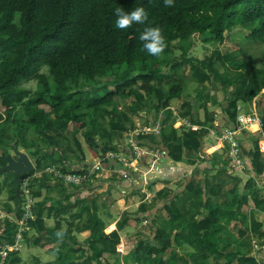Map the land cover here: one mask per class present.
<instances>
[{"label": "trees", "instance_id": "1", "mask_svg": "<svg viewBox=\"0 0 264 264\" xmlns=\"http://www.w3.org/2000/svg\"><path fill=\"white\" fill-rule=\"evenodd\" d=\"M137 6L148 12L146 24L162 29L166 47L159 55L142 48L138 37L144 25L134 23L127 29L114 26L116 7L130 11ZM235 29L248 32L249 44L262 46L261 64L243 46L231 45L228 51L223 50L231 42L227 33ZM199 42L213 48L204 59L191 56ZM234 54L247 58L236 64ZM185 65H189V75ZM43 68L48 73H42ZM32 80H38V90L21 87ZM190 82L197 84L195 105L182 116L193 126L179 130L173 120L168 126H160L159 133L139 132L135 143L149 150L163 145L167 159L174 163L204 153L217 145L211 130L218 132L220 126L215 112H208L204 122L197 119L200 110L210 107L217 83L225 89L234 85L223 109L226 126L238 129L239 103L256 99L257 109L263 114L262 130L251 135L250 149L240 143L257 175L263 173L259 142L264 139V0H174L171 6L165 5L164 0H0V168L14 144L27 147L24 137L30 135L37 137L36 144L28 146L35 171L22 175L20 183L42 172V177L30 180L32 198L42 196L50 167L65 174H87L90 181L95 173L90 174L87 167L71 170L69 164L70 153L73 158H85L79 133H83L90 152L102 159L103 165L112 160L110 155L123 165L118 159L119 151L122 149L129 156L135 151L117 139L121 132L136 129L131 115L142 117L141 113L147 111L145 125L155 128L161 112L170 107V100L181 99ZM152 116L156 120L151 121ZM97 136L100 142L95 140ZM140 155L146 164L151 153ZM2 175L6 176L0 181V197L6 191L16 205L14 208L6 204V212L21 219L24 210H20L15 195L14 175ZM195 180L186 185H167L150 203L139 207L144 216L158 207L161 214L155 219L154 236H139L135 248L123 256V262L118 259L123 244L121 234L107 229L95 199H87L83 210L70 215L73 221L78 220V228L91 232L87 239L79 241L72 235L73 221L67 229L62 228L63 221L59 219L80 202V193L89 181L70 184L74 203L69 201V195L50 210L46 208L48 197L35 202L36 218L28 224L40 236L48 233L45 244H53L52 251L57 254L56 260L48 264H216L215 257L217 264H257V258L248 253H226L227 240L223 237L233 222L236 227L245 228L239 238L251 232L250 201L260 198L254 190L255 178L248 181L247 188L252 192L246 194L235 188L221 194L216 186H205L203 179ZM224 198L226 201L221 203ZM259 205L264 208V200ZM52 211L57 217L49 229L45 219L52 217ZM127 220L120 224L125 225ZM57 230H63V236L58 237ZM252 231L256 241L264 238L260 223ZM17 233L11 219H0V249L6 243L15 244ZM27 235L28 232L23 234L24 240ZM35 245L44 244L39 239ZM186 246L194 249L195 258L188 256L181 263L178 249ZM79 253L82 259L78 258ZM7 262L20 264L17 258Z\"/></svg>", "mask_w": 264, "mask_h": 264}, {"label": "crops", "instance_id": "2", "mask_svg": "<svg viewBox=\"0 0 264 264\" xmlns=\"http://www.w3.org/2000/svg\"><path fill=\"white\" fill-rule=\"evenodd\" d=\"M244 60H241L239 62H243ZM233 69V68H230ZM230 83L229 81H227ZM190 85H194L192 91L190 94H187L184 98V94L182 96V103L180 104V109L177 110V114L173 115V113L176 111L174 107H172L173 101L175 100H181V99H171L170 100V109L169 111L164 112L160 116V120H157V126H168L171 122H173L172 118L175 120V127L179 130H182V128H187L192 124V122L186 118L183 117L182 114L188 113L193 109V106L195 105V102L193 100V94L195 96V90L197 88V84L190 82ZM234 85L229 86L225 89V86L222 83H217V91L216 94L212 97V101L210 104V107L206 109L200 110L199 118L200 121H205L207 113L208 112H215L216 113V123L220 126V130L217 132L216 130H211L214 137L219 138L220 132L228 128L226 126V118L223 113L224 106L227 105V99L229 98V94L231 91H234ZM227 92V96H226ZM264 92V90H263ZM229 93V94H228ZM184 99V100H183ZM256 99L250 102L242 101L239 103V115H251L257 117L259 121L246 124L243 126V131L239 132L237 134V137L239 141H241L244 149H250L253 146V141L251 138V135L254 134L257 131L262 130V116L263 114L260 113L257 109ZM174 108V110H173ZM124 110L130 112L129 108L124 107ZM176 113V112H175ZM147 111L146 113L142 112L140 117L139 115H131L133 116V121L136 124L135 121L136 118H138L141 121H147ZM150 119V118H149ZM151 121L156 120L154 116H152ZM166 120V121H164ZM179 120V126L177 125V121ZM164 121V122H163ZM180 122H183L180 124ZM145 125V124H144ZM186 126V127H184ZM128 131H125L124 135H119L117 142H121L122 145L125 147H130L133 151H135L134 155H130L131 158H134L136 160L137 164H135L134 167H137L135 170L132 168H127L125 165L123 166L121 163L112 162L108 165L102 164L101 159L94 157L91 152H88L84 150V147L82 146V149L85 154V158H73V154H69L71 157L70 161V168L71 170H82L86 167L92 172L95 173V178L92 180H88L87 185L88 187L83 189V191L80 193V202L75 203L74 208H72V211L68 215H62L59 220L63 221V230L67 229L70 225V221H73L70 215L73 213H78L77 211L83 210V208L86 207V200L89 199L90 201H93V199L96 200V208L98 209L99 215L103 218V220L107 224V229H115L118 230L121 234L123 244H127L129 246V250L122 254V256H125L129 254L136 246L137 240L139 236L145 237L147 239H151L154 236L155 233V226L157 223L155 222V219L158 217L155 215V219H153V216L155 212L158 211V208L155 209V211H151L146 214V216L142 215V213L139 211V207L142 204L150 203V201L153 199L155 194L164 189L167 185H186L191 180L196 181L195 179H203V183L205 186H216L219 193L223 194L224 190L227 189H238L240 194H246L247 192H252L251 189L247 188V183L251 178H255L256 185L254 187V190L260 198H255L257 200L252 199L250 201L251 209L249 212V219H248V228L251 231L249 234L240 237L239 234L242 230L245 228L242 227H236V222H233L231 226L227 227V230L224 232L223 237L227 240V251L226 253H231L234 251H241L248 253L250 256H254L257 258V264H264V238L258 242L254 238V232L252 231L253 228L257 223H260L262 225V230L264 232V208L259 205L262 200H264V172L260 175H257L256 171L253 168L252 162L250 157L245 155V162H246V169L243 172H237L233 171L229 166V161L226 159V150L220 141H217V145L214 147L206 150L204 153L200 152L195 157L187 158L185 157L182 162L180 163H174L167 159L166 148H164L163 145H160V149L155 146L153 152L152 150V157L151 161L147 164L141 163L139 160L141 159L140 152L148 153L146 150L149 148L145 145H139L135 143V146L132 142H129L126 138V135ZM246 132V133H245ZM25 137H29L28 140H24L27 147L33 146L36 144L37 137H33L30 135H27ZM24 137V139H25ZM96 141H99L100 137H95ZM129 140L133 139L128 138ZM79 141H82L79 138ZM133 141V140H132ZM116 142V143H117ZM260 150L262 153L261 161L264 163V139H262L259 142ZM22 148V147H20ZM21 151H25L22 149H19ZM25 153L28 154V151H25ZM136 153L139 155L136 157ZM156 153V154H155ZM136 157V158H135ZM31 159V158H30ZM34 163L33 159H31ZM53 160H58V158H54ZM133 161V160H132ZM199 165V167H198ZM153 168L154 173L156 177H152L147 180H144V182H141L142 174L144 175L146 170H149L150 168ZM54 168V167H50ZM56 167L54 168V170ZM49 179L44 183V186L42 188V196L40 198L36 199V202L43 200L44 198L48 197L49 201L47 202V209L50 210L57 202L59 201H65V196L69 195L70 199L69 201L74 203L75 202V195L73 193V187L71 185L66 184L65 182H61L60 179H57L54 176V173H49ZM149 179V181H148ZM1 180V179H0ZM148 181V182H147ZM4 194V193H3ZM213 199V198H212ZM226 199H222L221 203H224ZM125 207L128 206L127 209L133 208L134 210H126L125 212L121 213V219L118 220L115 216H113L114 209L116 204L121 207V204ZM164 204L162 202L161 206ZM6 206V205H5ZM4 208V212L0 210V219L5 220L6 218H9L12 220L13 216L10 214H7L6 207ZM66 206V203H65ZM264 206V205H263ZM53 210V209H52ZM58 210V209H57ZM137 210V211H136ZM136 211V212H135ZM53 212V211H52ZM134 212V213H130ZM141 216V217H140ZM57 214L55 212L52 213L51 218L45 219V226L49 229L53 228L56 222ZM128 219L125 225H121V221L123 219ZM69 221V222H68ZM75 222L73 229L76 227L78 228L79 222L78 220L73 221ZM65 224L68 225L65 229ZM112 224H114L112 226ZM137 227L140 230H146L148 234H141L140 230L139 232L135 234H128L129 228H135ZM79 232H74L72 235L76 236L77 239H87L91 232L88 229L85 228H78ZM76 233H79L76 234ZM81 235V236H80ZM48 238V233H43L42 236L37 233L36 228H33L31 232L28 233L27 237L24 241V246H26L27 250L30 251V249H40L44 250L45 252L49 254L56 255L52 251L53 244L46 243ZM41 239V243L44 245L36 246L35 243H37ZM134 243V244H133ZM132 244V245H131ZM189 248V249H187ZM187 252V253H185ZM21 253V252H20ZM19 253V254H20ZM178 253L181 255V263H183L188 256H194L195 251L194 249L186 246L178 249ZM22 254V253H21ZM183 256V257H182ZM17 259L20 260V264H26L23 263V256L18 257ZM44 260V259H43ZM43 260L41 258H35V264H43ZM55 260V259H54ZM53 260V261H54ZM49 261L47 262H53ZM216 264L218 263V259L215 257ZM134 263V262H133ZM32 264V261L31 263ZM135 264V263H134Z\"/></svg>", "mask_w": 264, "mask_h": 264}, {"label": "rangeland", "instance_id": "3", "mask_svg": "<svg viewBox=\"0 0 264 264\" xmlns=\"http://www.w3.org/2000/svg\"><path fill=\"white\" fill-rule=\"evenodd\" d=\"M227 35L229 36V38H230V45L227 47V46H225V47H223V50L224 51H228L229 49H230V46L231 45H239V46H243L244 48H246L247 49V52L248 53H251L252 55H254L257 59H258V63L259 64H261V62H260V60H259V54H260V49L262 48V46H260V45H255V44H249V41H248V39H247V36H248V32L247 31H245L244 29H235L234 31H232V32H230V33H227ZM250 46H252V49H250V50H248L249 49V47ZM212 47L210 46V45H208V47L206 48V47H204L203 46V44L201 43V42H199L198 44H197V46L196 47H194L192 50H191V56H193V57H197V58H199V59H204L205 57H207V56H209L210 54H211V52H212ZM180 53H177V55H179ZM234 56H235V62H236V64L237 63H239V61H241V60H246V56H244V55H236V54H234ZM184 68H185V70L187 71L186 73L188 74V72H189V65H185L184 66ZM42 73H48V70L46 69V68H43L42 69ZM189 75V74H188ZM191 83H189V86H188V88L186 89V92L184 93V98H185V96H187V94H190L191 93V91H192V89H193V87H194V85H190ZM38 86H39V84H38V80H32V81H29V82H25V83H22V85H21V87H24V88H27V89H31V90H33V91H36V90H38ZM193 98H194V94H193ZM184 100V99H183ZM194 100V99H193ZM182 103V99L181 100H175V101H173V104H172V107H174L175 108V110L176 109H180V104ZM180 106V107H179ZM171 107V106H170ZM170 107L169 108H167V109H164L162 112H161V114L159 115V118H160V116L164 113V112H166V111H169V109H170ZM174 108H173V110H174ZM144 113H146V111H143ZM176 112V113H175ZM174 113H173V115L175 114H177L178 112H177V110L175 111ZM138 113V112H137ZM140 113V112H139ZM150 119H152V117L150 118ZM175 119V118H174ZM173 118H172V120H174ZM160 120V119H159ZM135 121L137 122L136 123V129L135 130H130V131H128V132H126L127 133V135H126V138H127V140L129 141V142H132L133 144H134V146H135V140H134V137L139 133V132H141V131H144L145 133H150V132H152V131H154V130H156V132H159V126H157L155 129L154 128H151L149 125H144V124H147L146 123V121H141V120H139L138 118H136L135 119ZM175 121V120H174ZM179 120L177 121V125L179 126ZM181 123H183V122H180V124ZM124 133L125 132H121L120 133V135H124ZM26 134V133H25ZM24 134V135H25ZM27 136V135H26ZM125 136V135H124ZM131 136H132V138L133 139H131V140H129L128 138H131ZM79 138H80V140L82 141V146L84 147V150H86V151H88V152H90V149L88 148V144H87V141H86V139H85V137L83 136V133H79ZM29 139V137H25V139L24 140H28ZM133 140V141H132ZM99 142H100V139H99ZM15 145V144H14ZM13 145V146H14ZM20 147H22V148H20ZM31 147V146H30ZM19 149H22V150H25V151H28V147H23V146H19L18 147ZM153 150V152H155V150L154 149H152ZM152 150H146L147 152H149V153H152ZM25 151H22V152H25ZM10 153H13L14 152V150H10L9 151ZM156 154V153H155ZM136 155V157L139 155L138 153H136L135 154ZM113 156H115V155H110L109 157H112V160L109 162V163H112V162H116L115 161V158H113ZM153 155L151 154V156L149 157V159H148V161H147V163L148 162H150L151 161V157H152ZM118 157H119V160H120V162H122L123 163V165H126L129 169L130 168H134L135 170L137 169V167H134L135 166V164H137V162H136V160H134V158H131L129 155H127L126 153H125V151L124 150H120L119 151V154H118ZM135 157V158H136ZM98 158V157H97ZM100 159V158H99ZM133 160V161H132ZM101 161H102V159H101ZM140 162L142 161V160H139ZM142 163V162H141ZM146 163V164H147ZM119 164V163H118ZM35 165V164H34ZM106 165H108V164H106ZM145 165V164H144ZM47 171V173H54V176L57 178V179H60L61 181H63V182H65L61 177H60V171L59 170H54V168H50V169H47L46 170ZM146 173L143 175L142 174V179H141V182H144V180H147V178H151V176H152V174L154 173V171H153V168L151 167L149 170H146L145 171ZM4 173H6V172H4ZM11 173V172H10ZM3 174V173H2ZM2 174H0V176L2 175ZM5 176L6 175H2L1 177H0V181L1 182H3L4 181V178H5ZM40 177H42V172H36L34 175H31V176H28V179L27 180H25L24 181V184L22 185L23 186V189L21 190V194H23L22 196L24 197V190L25 189H28L29 191H30V189L27 187L28 185H29V183H30V180L31 179H33V178H40ZM152 177H156V175L154 174ZM26 179V178H25ZM149 179H148V181H149ZM147 181V182H148ZM4 194L0 197V210L1 211H3L4 212V206L6 205V204H10L11 206H13L14 208H15V202L14 201H12V200H10L9 198H8V194H7V192L5 191V192H3ZM30 198L32 199V197H31V193H30ZM34 200V202H36V198H34L33 199ZM19 202H20V205H21V207H20V210H26L27 211V208L25 207V203H24V201H23V199H22V197L20 196V194H19ZM128 208V206L127 207H125L124 205H123V203L121 204V207L120 206H118L117 204H116V206H115V209H114V213H113V216H115L118 220H120L121 219V213H123V212H125L126 210H134L133 208H130V209H127ZM137 211V210H136ZM135 211V212H136ZM130 213H134V212H130ZM160 214L161 213H159V210L157 211V212H155V214H154V216H153V219H155L156 217H155V215H157L158 217L160 216ZM13 216V218H12V221L14 222V224H15V226H16V228H17V230H19L20 231V229H21V221L20 220H18V219H16V217L14 216V215H12ZM141 217V216H140ZM157 217V218H158ZM157 223V222H156ZM114 224H112V226H113ZM68 225H66L65 224V227H64V229L67 227ZM62 227H63V224H62ZM243 228H244V226H242ZM28 229H29V232H31L32 231V229L33 228H31L30 226H28ZM26 230H27V228H26ZM74 231H73V233L74 232H79V229L78 228H74L73 229ZM109 231H111V230H113V229H108ZM139 230L140 229H138L137 227H135V228H129L128 229V234H135V233H137V232H139ZM19 233H21V235H22V237L19 239V237H20V235L17 233V235H16V238H17V240H16V243H17V245H18V249H16L17 247H14V249H12V250H10L8 253H7V256L6 257H2L1 258V263L0 264H3V261H4V259H5V262L6 261H8V259L9 258H18V257H21V256H23V258H24V260H23V263H26V264H30L31 263V261H32V264H35V258L37 257V258H41L42 260H43V264H47V262H49V261H53L54 259L56 260V258H57V256L56 255H53V254H49V253H47V252H45L44 250H40V249H38V248H36V249H30V251L29 250H27L26 248V246H24V238H23V231H21V232H19ZM72 233V234H73ZM140 233L141 234H148V232L146 231V230H140ZM75 234V233H74ZM76 234H78L79 235V233H76ZM81 236V235H80ZM79 241H83V239H78ZM57 244V243H56ZM134 244V243H133ZM132 245V244H131ZM187 249H189V248H187ZM127 250H129V246L127 245V244H122L120 247H119V252L121 253L119 256H118V259L121 261V262H123V256H122V254L124 255V253L125 252H127ZM14 252H16V253H20V254H18V255H15V254H13ZM12 253V254H11ZM185 253H187V252H185ZM178 255L179 256H181L179 253H178ZM183 257V256H182ZM78 258L79 259H82L83 258V256H82V254H78ZM181 258V257H180ZM54 260V261H55ZM181 260V259H180ZM112 261H115V258L113 257L112 258ZM130 264H134L133 263V261H130Z\"/></svg>", "mask_w": 264, "mask_h": 264}, {"label": "clouds", "instance_id": "4", "mask_svg": "<svg viewBox=\"0 0 264 264\" xmlns=\"http://www.w3.org/2000/svg\"><path fill=\"white\" fill-rule=\"evenodd\" d=\"M174 3V0H164V4L167 5V6H171L173 5ZM113 13L115 15V21H114V26L117 28V29H127L128 27H130L131 25H133L134 23H137V24H142L144 25V29L143 31H141L139 33V37L138 39L142 42V48L144 50H146L149 54L151 55H159L163 52L164 48L166 47V38L165 36L163 35V32H162V29L161 27L159 26H153V25H150V24H146L145 22L148 21L149 19V16H148V12L146 11V9L143 7V6H137V7H134L132 8L130 11L129 10H125L124 8L122 7H116L114 10H113ZM241 116V115H239ZM238 116V117H239ZM239 122V121H238ZM193 125L190 124L189 127H192ZM156 128V127H155ZM154 128V129H155ZM239 132H242L244 133V129H243V126L241 125V123L239 122V127L238 129H234V130H239ZM226 129H229V128H226ZM157 130V129H156ZM156 130L152 131V132H156ZM224 131V130H223ZM222 131V132H223ZM150 132V133H152ZM221 132V133H222ZM238 132V133H239ZM159 133V132H157ZM156 133V134H157ZM220 133V135H221ZM237 133V134H238ZM220 137V136H219ZM238 138V137H237ZM217 141L219 140V138H216ZM239 140V139H238ZM240 142V141H239ZM241 144V143H240ZM225 148H227L225 145H223ZM242 147V146H241ZM19 149V148H18ZM13 150V149H12ZM243 150V149H242ZM21 151V150H20ZM244 153V151H243ZM10 154V153H9ZM226 155H227V150H226ZM29 156V154H28ZM30 157V156H29ZM31 158V157H30ZM244 158H245V153H244ZM226 159L228 160L227 156H226ZM32 161V160H31ZM229 161V160H228ZM246 163V162H245ZM6 164V163H5ZM34 164V163H33ZM35 166V165H34ZM126 166V165H125ZM127 167V166H126ZM128 168V167H127ZM35 171V170H34ZM33 171V172H34ZM32 173V172H31ZM61 174H65L64 172H61ZM90 174H92V172L90 171L89 172ZM29 174V173H28ZM66 174H71V173H66ZM72 174H77V173H72ZM81 174V173H79ZM24 175V174H23ZM22 176V175H21ZM20 176V177H21ZM28 177L25 180H27ZM89 180V179H88ZM87 180V181H88ZM24 181L22 183V185L24 184ZM86 181V182H87ZM66 183V182H65ZM85 183V182H83ZM82 183V184H83ZM67 184V183H66ZM81 184V185H82ZM21 185V189H20V196L22 197L23 201H24V197L22 196L23 194H21V190L23 189V186ZM70 185V184H68ZM29 189V185L27 186ZM31 191V189H30ZM31 193V192H30ZM32 196V195H31ZM34 199V198H33ZM18 200V199H17ZM19 202V200H18ZM35 204V202H34ZM21 206V205H19ZM34 207V205H33ZM33 211V218H31L30 220H35L36 216H35V213H34V210L32 209ZM25 213V211H24ZM23 213V215H24ZM17 219V218H16ZM22 219V218H21ZM21 219H18V220H21ZM28 226H30L28 224ZM25 232H28L29 233V229L27 230H23V234ZM18 233H19V230H18ZM63 230H57L56 232V235L58 237L60 236H63ZM5 245H8V243H6ZM4 245V246H5ZM2 246V245H0ZM1 250V249H0ZM1 259V258H0ZM9 260V259H8ZM8 262L6 261L5 264H7Z\"/></svg>", "mask_w": 264, "mask_h": 264}, {"label": "built area", "instance_id": "5", "mask_svg": "<svg viewBox=\"0 0 264 264\" xmlns=\"http://www.w3.org/2000/svg\"><path fill=\"white\" fill-rule=\"evenodd\" d=\"M238 121L241 123L242 126H245L246 124H251L254 122L259 121L257 117L251 116V115H241L238 117ZM239 130H234V129H225L220 137L219 141L223 145L227 147V158L229 160V166L233 171L237 172H243L246 169V163H245V158H244V153L241 147V144L237 138V133L240 131ZM143 132V131H142ZM119 159V157H118ZM60 177L67 183V184H75V185H80L83 182H86L89 177L87 174H59ZM32 197V196H31ZM24 203L25 207L27 208V211H25L21 221V229L19 232L28 229V221L33 218V205H34V200L33 198H30V191L28 189L24 190ZM20 235L19 239L22 237L21 233H18ZM14 247H17V243L13 245H5L4 247L1 248L0 250V257H6L7 253L14 249ZM12 248V249H11ZM1 260V259H0ZM1 263V261H0ZM3 264H5V259L3 261Z\"/></svg>", "mask_w": 264, "mask_h": 264}, {"label": "water", "instance_id": "6", "mask_svg": "<svg viewBox=\"0 0 264 264\" xmlns=\"http://www.w3.org/2000/svg\"><path fill=\"white\" fill-rule=\"evenodd\" d=\"M14 152L4 156L5 165L0 168V174L11 172L16 182L15 195L19 200L21 189L20 176L31 173L35 170V166L27 153L22 152L16 145L13 147Z\"/></svg>", "mask_w": 264, "mask_h": 264}]
</instances>
